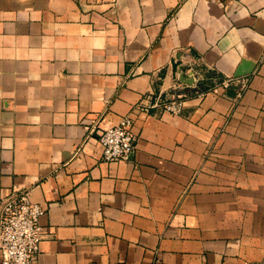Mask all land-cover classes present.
Instances as JSON below:
<instances>
[{"label":"crops","instance_id":"obj_1","mask_svg":"<svg viewBox=\"0 0 264 264\" xmlns=\"http://www.w3.org/2000/svg\"><path fill=\"white\" fill-rule=\"evenodd\" d=\"M188 61L248 85L132 112ZM129 113L106 160L96 130ZM21 190L31 264H264V0H0V210Z\"/></svg>","mask_w":264,"mask_h":264},{"label":"built area","instance_id":"obj_2","mask_svg":"<svg viewBox=\"0 0 264 264\" xmlns=\"http://www.w3.org/2000/svg\"><path fill=\"white\" fill-rule=\"evenodd\" d=\"M194 66H191V65ZM186 72L193 73V82L177 83L169 92H159L142 99L133 113L165 112L180 114L189 96H205L209 91L220 92L232 82H239L242 88L248 85V76H222L216 68L212 74H204L202 67L195 68V62H186ZM97 140L102 146L103 157L114 161L128 157L134 152L138 134L134 131L131 113L121 118L118 124L97 129ZM44 208L30 199L28 190L12 192L3 199L0 210V264H31L37 256L42 239L40 217Z\"/></svg>","mask_w":264,"mask_h":264},{"label":"water","instance_id":"obj_3","mask_svg":"<svg viewBox=\"0 0 264 264\" xmlns=\"http://www.w3.org/2000/svg\"><path fill=\"white\" fill-rule=\"evenodd\" d=\"M183 77L182 80L187 83H192L193 82V73L192 72H185V67H183Z\"/></svg>","mask_w":264,"mask_h":264}]
</instances>
